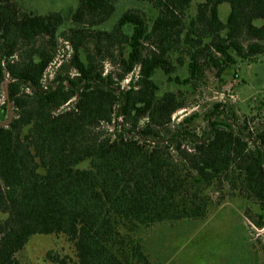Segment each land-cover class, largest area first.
Here are the masks:
<instances>
[{"label": "trees", "instance_id": "trees-1", "mask_svg": "<svg viewBox=\"0 0 264 264\" xmlns=\"http://www.w3.org/2000/svg\"><path fill=\"white\" fill-rule=\"evenodd\" d=\"M134 1L153 18L134 7L107 30L118 0L49 14L0 0V264L41 235L64 236L75 264H156L144 233L203 223L214 195L264 229V125L224 101L176 119L209 72L224 83L264 56V0Z\"/></svg>", "mask_w": 264, "mask_h": 264}, {"label": "rangeland", "instance_id": "rangeland-1", "mask_svg": "<svg viewBox=\"0 0 264 264\" xmlns=\"http://www.w3.org/2000/svg\"><path fill=\"white\" fill-rule=\"evenodd\" d=\"M201 1L204 0H195L191 13H195V6ZM21 3L41 14H49L75 11L78 0H21ZM134 7L143 10L150 19L155 15L149 5L134 0H118L115 15L102 27L111 30L122 13ZM229 11V4L220 6L223 19ZM63 42L57 43L55 67L69 59V47ZM55 67L50 72H54ZM184 71L185 67L179 73ZM236 73L237 76L230 75L221 83L214 73L209 72L195 93L188 94L187 109L176 115L177 121L194 112L204 114L215 102L224 101L233 107L239 120L248 118L251 121L254 118L251 121L253 128L264 125V56L239 63ZM156 80L162 93L175 89L163 73H157ZM3 90L5 98L6 85ZM195 125L201 130L205 122L200 119ZM247 208L257 211L256 207L229 195L219 203L214 195V204L203 223L158 225L144 233L143 242L156 264H264V229H258L246 218ZM3 218L0 216V220ZM56 256L67 257L70 264H75L74 245L64 236L41 235L33 237L17 258L19 264H56L52 260Z\"/></svg>", "mask_w": 264, "mask_h": 264}, {"label": "water", "instance_id": "water-1", "mask_svg": "<svg viewBox=\"0 0 264 264\" xmlns=\"http://www.w3.org/2000/svg\"><path fill=\"white\" fill-rule=\"evenodd\" d=\"M7 87V86H6ZM7 89V88H6ZM6 92H7V90H6Z\"/></svg>", "mask_w": 264, "mask_h": 264}]
</instances>
